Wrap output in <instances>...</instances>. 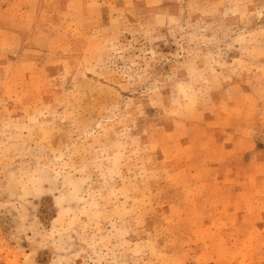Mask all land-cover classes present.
Listing matches in <instances>:
<instances>
[{"label": "rangeland", "instance_id": "374dc122", "mask_svg": "<svg viewBox=\"0 0 264 264\" xmlns=\"http://www.w3.org/2000/svg\"><path fill=\"white\" fill-rule=\"evenodd\" d=\"M0 264H264V0H0Z\"/></svg>", "mask_w": 264, "mask_h": 264}]
</instances>
